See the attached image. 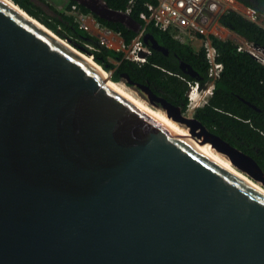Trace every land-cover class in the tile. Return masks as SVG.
<instances>
[{
    "label": "water",
    "instance_id": "water-1",
    "mask_svg": "<svg viewBox=\"0 0 264 264\" xmlns=\"http://www.w3.org/2000/svg\"><path fill=\"white\" fill-rule=\"evenodd\" d=\"M74 1L142 30L103 0ZM29 16L0 0V264H264V194ZM121 80L264 186L252 157L148 85Z\"/></svg>",
    "mask_w": 264,
    "mask_h": 264
},
{
    "label": "trees",
    "instance_id": "trees-1",
    "mask_svg": "<svg viewBox=\"0 0 264 264\" xmlns=\"http://www.w3.org/2000/svg\"><path fill=\"white\" fill-rule=\"evenodd\" d=\"M13 1L55 35L69 39L74 48L90 52L96 63L111 71L112 80L119 81L125 73L133 82L146 84L150 88L156 85L169 102L181 106L183 111L188 105L187 82L197 81L181 71L177 58L193 68L201 85L207 80L209 64L202 48L195 50L191 45L175 39L169 32L156 27L152 21L145 23L139 17L141 12H146L144 4L155 0H132L129 15L142 25L145 32L152 34L168 50V54L151 48V54L141 65L126 58L121 50L99 45L96 37L79 27L73 15L58 11L45 0ZM103 1L111 9L124 11L131 0ZM237 1L255 8L259 15H264V0ZM74 4L82 12L91 13L74 0H69L66 9L69 10ZM93 16L101 25L119 33L125 45L130 44L139 34L122 23ZM219 20L244 39L264 47V27L246 20L234 11L225 12ZM212 42L218 52L217 60L223 68L208 101L195 108L193 116L208 130L252 157L264 170V64L248 52L238 51L236 43L230 39L212 37ZM85 44L95 49H89Z\"/></svg>",
    "mask_w": 264,
    "mask_h": 264
},
{
    "label": "built area",
    "instance_id": "built-area-1",
    "mask_svg": "<svg viewBox=\"0 0 264 264\" xmlns=\"http://www.w3.org/2000/svg\"><path fill=\"white\" fill-rule=\"evenodd\" d=\"M131 2L132 0L129 1L124 10L127 14L130 12ZM144 6L146 7V12H141L139 17L145 23L152 21L156 27L169 32L178 41L204 50L205 58L209 64L207 80L203 85L198 81L188 82L190 89L186 92V96L189 99L188 105L192 108L199 105L203 106L208 99L199 97L198 101H194L191 99V94L198 96V89L201 88L203 94H207L210 97L214 82L219 78L223 68L222 63L217 60L218 52L212 42V37L227 38L232 34L236 35L220 23L221 15L227 11H234L246 20L264 27L256 9L246 6L237 0H155L154 2H146ZM70 11L75 22L84 31L91 33V26H93L100 33V36L96 37L99 45L112 48V45L116 43L115 39L121 37L119 33L112 31L97 21H94L92 25H87L85 20L90 16L93 17V15L82 12L77 5H72ZM144 32L145 30L142 28L137 37L128 45H125L122 39L120 43L121 51L126 53L125 57L140 65L144 64L148 55L151 54V48L142 39ZM235 42L238 51L248 52L257 61L264 64V47L238 35H236ZM86 46L89 49H95L92 45ZM192 83L195 85H192Z\"/></svg>",
    "mask_w": 264,
    "mask_h": 264
},
{
    "label": "bare ground",
    "instance_id": "bare-ground-1",
    "mask_svg": "<svg viewBox=\"0 0 264 264\" xmlns=\"http://www.w3.org/2000/svg\"><path fill=\"white\" fill-rule=\"evenodd\" d=\"M7 1L13 7L18 9L23 15H25L27 17H30L20 7L15 5V3H12L10 0H7ZM31 20L36 25H38L43 30H45L47 33H49L50 35L56 37L59 41H61L64 45H66L69 49H71L79 57H81L82 59L86 60L88 63H90L94 67H96L107 78V80L109 81V84L111 85V87L114 88L116 91H118L120 94H122L124 97H126L128 100H130L131 102L135 103L136 105H138L142 109H144L147 112H149L151 115H153L154 117L159 119L165 125H167L171 129L176 131L178 134L183 136L188 141H190L192 144H194L200 150H202L203 152H205L206 154H208L209 156H211L212 158H214L215 160H217L218 162H220L221 164H223L224 166L229 168L231 171L236 173L238 176H240L242 179L247 181L250 185H252L254 188H256L257 190H259L260 192H262L264 194V186L260 185L259 183H257L256 181H254L253 179L248 177L246 174H244L243 172H241L240 170L235 168L230 163V161L228 159H226L220 153H218L214 149H212L210 144L205 143L202 140L198 139L196 136L192 135L187 128H185L184 126L180 125L179 123L173 121L170 117H168V115L161 108L155 107L154 105L149 103L146 99H144L142 96L140 97L139 94L134 92L131 88H128L124 83H121L119 81L111 80L109 78V76H108V73L98 63H96L91 56L86 55L85 53H81L82 51L80 52L79 50H77L73 46H70L71 44H69L65 40L61 39L58 35H55L54 32H52L51 30L46 28L40 22H37L36 20H34V18L33 19L31 18ZM193 98H194L193 94H191V99L194 100Z\"/></svg>",
    "mask_w": 264,
    "mask_h": 264
},
{
    "label": "rangeland",
    "instance_id": "rangeland-1",
    "mask_svg": "<svg viewBox=\"0 0 264 264\" xmlns=\"http://www.w3.org/2000/svg\"><path fill=\"white\" fill-rule=\"evenodd\" d=\"M46 2H48L49 4H51L52 6H54L55 8H57L59 11H61V12H67L68 14H72L71 13V11H70V9L69 10H67L66 9V6H67V4H68V2H69V0H45ZM259 17H261V19H262V22H263V26H264V15H260ZM92 19L93 20H95V21H97L94 17H89L88 19H86L85 20V23L87 24V25H92L93 24V21H92ZM98 22V21H97ZM90 27V26H89ZM93 28V26H91V29ZM50 30V29H49ZM91 32H92V30H91ZM89 34H90V32H88ZM94 34V36H100V33L97 31V30H95V32H93ZM99 38V37H98ZM100 39V38H99ZM64 40V39H63ZM116 43H114L113 45H112V48L113 49H116V50H121V46H120V44L118 43V41H115ZM105 44V43H104ZM86 45H89V44H86ZM106 45V44H105ZM71 46V45H70ZM73 46V45H72ZM77 49V48H76ZM77 50H79V49H77ZM81 52V51H80ZM83 52V51H82ZM81 52V53H82ZM126 54V53H125ZM101 66V65H100ZM102 67V66H101ZM103 68V67H102ZM104 69V68H103ZM105 70V69H104ZM107 73H108V76H109V78L111 79V71H107V70H105ZM112 80V79H111ZM119 82H121V83H124L128 88H131L134 92H136L137 94H139L140 95V92L138 91V90H136V89H134V88H132V87H130L129 85H127L125 82H123V80H121V81H119ZM192 85H195L194 83H192ZM190 89V86H188V90ZM187 90V91H188ZM198 96H195L194 94H193V99H194V101H198L199 100V97L200 98H206V100L209 98L208 96L209 95H207V94H203V91H202V89L201 88H199L198 89ZM204 95V96H203ZM140 97H141V95H140ZM188 102H189V99H188ZM201 105H199L198 107H200ZM195 108H197V107H194V108H192V107H190L189 105H187V108H186V110L184 111V114L185 115H187V116H193V113H194V110H195ZM261 185V184H260Z\"/></svg>",
    "mask_w": 264,
    "mask_h": 264
},
{
    "label": "flooded vegetation",
    "instance_id": "flooded-vegetation-1",
    "mask_svg": "<svg viewBox=\"0 0 264 264\" xmlns=\"http://www.w3.org/2000/svg\"><path fill=\"white\" fill-rule=\"evenodd\" d=\"M177 60H178V65H179V58H177ZM186 63V62H185ZM188 64V63H187ZM189 65V64H188ZM192 78H195L196 79V81H199V78H198V76H197V73H196V75H195V77H192ZM186 80V79H185ZM188 82H190V81H188ZM187 82V83H188ZM151 90L157 95V97L158 98H160V99H165V100H167L164 96H163V94H162V90L161 89H159L156 85H154L153 86V88H151ZM168 101V100H167ZM169 102V101H168ZM155 103H157V104H159L160 105V101H155ZM172 104V103H171ZM174 105V104H173ZM175 106H178V107H181V106H179V105H175ZM182 108V107H181ZM183 111V110H182Z\"/></svg>",
    "mask_w": 264,
    "mask_h": 264
},
{
    "label": "crops",
    "instance_id": "crops-1",
    "mask_svg": "<svg viewBox=\"0 0 264 264\" xmlns=\"http://www.w3.org/2000/svg\"><path fill=\"white\" fill-rule=\"evenodd\" d=\"M48 3V2H47ZM54 7V6H53ZM57 9V8H56ZM58 10V9H57ZM59 11V10H58ZM94 15V14H93ZM94 17V16H93ZM95 18V17H94ZM96 19V18H95ZM97 20V19H96ZM92 21L94 22L95 20H93L92 19ZM92 32L89 34V35H91V36H94L93 34V32H95V28L93 27L92 29ZM233 32V31H232ZM235 33V32H234ZM236 34V33H235ZM236 35H238V34H236ZM236 35H230L229 37H227V38H223V37H216V38H219V39H222V40H226V39H230V40H232V41H234L235 42V39H236ZM238 36H240V35H238ZM94 37H96V36H94ZM241 37V36H240ZM243 38V37H242ZM121 37L120 38H118V39H115V41H118V43L120 44L121 43ZM123 40V39H122ZM182 43V42H181ZM236 43V42H235ZM195 50H197V48L196 47H193ZM164 54V53H163ZM165 55H167V54H165ZM183 72V71H182ZM216 81V80H215ZM215 83V82H214ZM246 102V101H245ZM171 103V102H170ZM248 104V103H247Z\"/></svg>",
    "mask_w": 264,
    "mask_h": 264
}]
</instances>
